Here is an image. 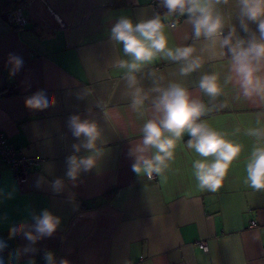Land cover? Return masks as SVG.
<instances>
[{
  "label": "crops",
  "instance_id": "1",
  "mask_svg": "<svg viewBox=\"0 0 264 264\" xmlns=\"http://www.w3.org/2000/svg\"><path fill=\"white\" fill-rule=\"evenodd\" d=\"M17 5L27 17L20 29L5 17ZM220 7L226 16L233 15L231 23L239 32L235 0ZM156 14L165 24L168 46H194L195 55L202 56L204 63L189 76L179 74L180 62L162 58L143 66L135 73L136 86L148 99L136 111L131 106L134 89L124 78L126 69L116 67L117 61L131 58L122 43L111 39V28L121 16L135 24ZM174 18H179L175 27L169 24ZM207 43L203 37H194L187 15L169 16L160 0H0V130L10 146L40 158L29 169L23 189L9 165L0 160V188L17 189L13 198L0 202V217H7L0 221V239L8 243L5 256L27 243L22 236L8 239L9 228L32 223L33 214L48 210L61 217L62 224L52 238L39 240L36 247L54 251L58 261L264 264V190L244 183L245 164L255 143L245 130L264 127V105L245 100L234 80L225 83L231 74L230 57L211 59ZM10 53L23 60L11 76ZM213 72L223 87L215 100L198 87L200 77ZM173 82L212 108L202 120L244 146L216 192L197 186L191 165L205 158L187 148V133L163 176L154 174L149 180L132 171L135 158L128 155L129 150L142 144L144 123L159 117L151 103L158 93L152 89ZM38 90L46 91L54 101L52 106L45 110L26 107L25 99ZM72 115L94 121L101 132L97 167L81 172L76 181L66 176L67 157L92 153L83 147L74 150L73 145H81L84 138L73 136L68 126ZM154 153L155 149H149L146 155ZM40 177L44 179L37 187ZM55 179L64 182L59 194L50 186ZM69 196H74L79 212L73 211ZM198 242H204L207 250ZM38 252L32 257L35 260ZM28 258L22 256L20 264Z\"/></svg>",
  "mask_w": 264,
  "mask_h": 264
},
{
  "label": "clouds",
  "instance_id": "2",
  "mask_svg": "<svg viewBox=\"0 0 264 264\" xmlns=\"http://www.w3.org/2000/svg\"><path fill=\"white\" fill-rule=\"evenodd\" d=\"M167 9L168 15L179 13L187 15V22L192 25L193 35L199 40L201 37L208 42L205 50L210 52L211 59H220L225 55L230 57V75L225 83L235 81L245 100L264 105V0H235V19L237 26L231 23L233 15L227 16L221 5H229L232 0H160ZM255 25V29L251 27ZM175 27V25H172ZM225 27L228 34L224 35ZM244 35H241L240 33ZM111 39L122 43L123 51L131 59L119 60L116 67L126 69L124 78L128 87L134 89L132 108L141 111L144 108L147 94L137 87L135 73L145 65L157 59L180 62L179 74L189 76L200 69L204 63L202 56L195 55L194 46H168V37L165 33V24L159 14L150 19L133 23L121 16L111 28ZM225 49L227 51H225ZM8 63L12 65L9 75H15L22 67V58L9 54ZM198 87L201 92L215 100L223 92L219 75L215 72L204 74L199 79ZM158 95L152 100V107L159 114L158 118L148 119L142 128V144L130 149L128 155L134 157L132 171L137 176H144L151 180L153 175L163 176L169 168V163L175 158L177 144L185 133L190 136L187 148L194 150L199 157L192 162V170L197 186L201 191L216 192L223 184L224 178L234 161H237L243 150V145L228 138V133L218 131L201 118L206 116L212 108L198 98H193L188 88L181 83H169L167 87L157 85L152 89ZM54 101L49 98L45 90H38L25 99V105L32 110H45L52 106ZM214 107V106H213ZM257 125L261 123L259 116ZM68 126L76 138L83 137L81 145H73L76 152L83 147L92 153L86 157L75 155L67 157L66 176L76 181L81 172H89L97 167L98 157L101 155L97 149V141L101 136L94 121L81 119L79 115L69 118ZM239 132V129L236 130ZM245 135L254 138L250 156L245 164L246 175L244 183L254 190H264V127H249ZM149 149H155L151 156L146 155ZM211 157V160L206 158ZM43 177L36 181L40 187ZM51 189L59 194L64 190L61 179L51 181ZM17 189L10 191L0 188V202L13 198ZM73 204V211L79 212V205L74 196H69ZM32 223L22 222L9 228L8 239L22 236L27 243L9 251L8 243L0 239V264H20L21 257H29L24 264H36L32 257L39 251L36 244L43 238H52L62 224V218L48 210L39 215L33 214ZM7 217H0L6 221ZM46 264H70L66 258L59 261L56 253L45 250Z\"/></svg>",
  "mask_w": 264,
  "mask_h": 264
},
{
  "label": "built area",
  "instance_id": "3",
  "mask_svg": "<svg viewBox=\"0 0 264 264\" xmlns=\"http://www.w3.org/2000/svg\"><path fill=\"white\" fill-rule=\"evenodd\" d=\"M5 17L9 24L14 28H22L26 22L27 17L23 13V7L17 5L12 9L8 10L5 13ZM179 21V18H174L169 22L170 26L175 25ZM60 23L63 24L62 21ZM0 160L6 162L18 183L20 189H23V186L27 180L29 169L33 166H37L40 163V158L35 156H26L20 150L10 146L7 141L5 133L0 130ZM255 222H251V226H255ZM199 246L207 250V246L204 242H198ZM37 264H46L44 260V251L41 250L36 256Z\"/></svg>",
  "mask_w": 264,
  "mask_h": 264
},
{
  "label": "trees",
  "instance_id": "4",
  "mask_svg": "<svg viewBox=\"0 0 264 264\" xmlns=\"http://www.w3.org/2000/svg\"><path fill=\"white\" fill-rule=\"evenodd\" d=\"M8 2H11V1H8ZM8 4H11V3H8ZM82 208H84V205L82 206Z\"/></svg>",
  "mask_w": 264,
  "mask_h": 264
}]
</instances>
